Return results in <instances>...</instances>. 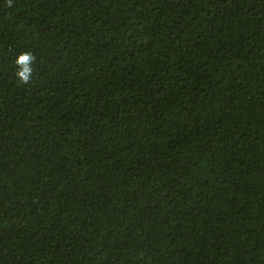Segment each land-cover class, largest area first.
Wrapping results in <instances>:
<instances>
[{"label": "trees", "instance_id": "obj_1", "mask_svg": "<svg viewBox=\"0 0 264 264\" xmlns=\"http://www.w3.org/2000/svg\"><path fill=\"white\" fill-rule=\"evenodd\" d=\"M0 264H264V0H0Z\"/></svg>", "mask_w": 264, "mask_h": 264}, {"label": "clouds", "instance_id": "obj_2", "mask_svg": "<svg viewBox=\"0 0 264 264\" xmlns=\"http://www.w3.org/2000/svg\"><path fill=\"white\" fill-rule=\"evenodd\" d=\"M6 7H13V0H6ZM37 57L31 51L20 52L14 61L16 66L15 76L22 85H28L33 79V65Z\"/></svg>", "mask_w": 264, "mask_h": 264}]
</instances>
